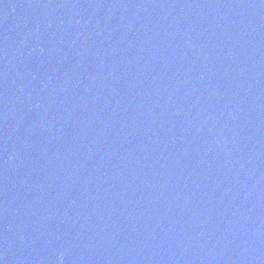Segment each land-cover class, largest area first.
Masks as SVG:
<instances>
[{"label": "water", "instance_id": "1", "mask_svg": "<svg viewBox=\"0 0 264 264\" xmlns=\"http://www.w3.org/2000/svg\"><path fill=\"white\" fill-rule=\"evenodd\" d=\"M0 264H264V0H0Z\"/></svg>", "mask_w": 264, "mask_h": 264}]
</instances>
